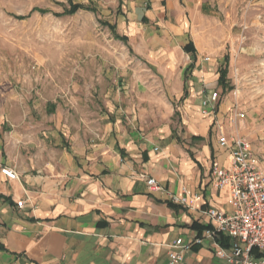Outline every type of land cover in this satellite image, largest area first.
I'll return each instance as SVG.
<instances>
[{
	"label": "crops",
	"instance_id": "0c3cea01",
	"mask_svg": "<svg viewBox=\"0 0 264 264\" xmlns=\"http://www.w3.org/2000/svg\"><path fill=\"white\" fill-rule=\"evenodd\" d=\"M160 8L157 3L139 9L130 32L139 31L143 18L159 21ZM168 8L176 11L175 0ZM191 16V23L180 15L179 26L167 27L175 35L169 42L159 44L155 36L162 48L151 55L172 70L188 58L175 81L174 95L182 98L184 112L178 124L144 130L101 113L86 136L83 128L61 124L44 129L45 140L35 142L36 150L22 141L15 151L8 138L0 139V264H168L170 246L179 239L202 240L183 264H230L215 254L216 244L227 248L228 240L206 236L214 228L207 211L231 209L228 191L211 183V165L217 156L227 167L232 161L217 154L221 105L208 116L200 112L204 81L212 78L201 70V47L187 36L195 23ZM189 43L194 55L184 51ZM30 150L35 154L29 156ZM3 167L19 180H8ZM150 178L162 191L149 189ZM185 191L189 206L170 201L169 193Z\"/></svg>",
	"mask_w": 264,
	"mask_h": 264
},
{
	"label": "rangeland",
	"instance_id": "374dc122",
	"mask_svg": "<svg viewBox=\"0 0 264 264\" xmlns=\"http://www.w3.org/2000/svg\"><path fill=\"white\" fill-rule=\"evenodd\" d=\"M169 1L0 0V139L36 150L44 129L61 124L86 136L101 113L144 130L178 124L175 81L188 58L172 70L151 55L162 48L155 36L169 42L167 27L192 15L186 35L201 47L206 91L221 95L223 134L250 142L264 169V0H175L174 12ZM157 3L159 21L130 32L138 10ZM71 4L96 10L64 15Z\"/></svg>",
	"mask_w": 264,
	"mask_h": 264
},
{
	"label": "built area",
	"instance_id": "2783aa9c",
	"mask_svg": "<svg viewBox=\"0 0 264 264\" xmlns=\"http://www.w3.org/2000/svg\"><path fill=\"white\" fill-rule=\"evenodd\" d=\"M220 101L218 91L203 92L200 112L204 116L217 112ZM243 117V113H236V118ZM217 135V154L228 155L232 164L225 166L217 156L211 165L210 178L214 188L228 191L231 209L227 212L213 208L207 211L214 228L207 230L206 236L228 240L227 248L216 244L215 254L230 264H264V169L255 163L250 142L240 137L229 138L222 132ZM1 173L10 181L19 180L18 174L10 168L3 167ZM147 185L153 192L162 191L153 178L147 179ZM168 195L173 204L189 206L190 197L186 191L184 195ZM193 199L197 200L198 196ZM17 206L23 209L24 203L19 202ZM201 243L200 239L190 244L177 240L170 246L168 264H183L185 254L194 244Z\"/></svg>",
	"mask_w": 264,
	"mask_h": 264
},
{
	"label": "trees",
	"instance_id": "16d2710c",
	"mask_svg": "<svg viewBox=\"0 0 264 264\" xmlns=\"http://www.w3.org/2000/svg\"><path fill=\"white\" fill-rule=\"evenodd\" d=\"M82 9L91 10V11H94V12L96 10V9L91 8V7H86L84 5L71 4V7H70L69 11H66L64 13V15H74V14H76L78 11H80ZM142 22L144 24H148V20L146 18H143ZM123 40L127 41V38H123ZM184 51L187 54H192V55H194L196 53V50H195V47H194L193 43H189L187 46H185ZM218 74H219V82L218 83H219L220 86H222V85L225 84L227 72H226V70H220L218 72ZM254 253L256 254L255 251H254ZM257 257H258V255H257Z\"/></svg>",
	"mask_w": 264,
	"mask_h": 264
}]
</instances>
